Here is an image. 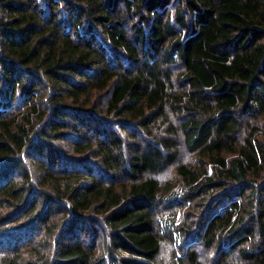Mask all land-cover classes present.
Listing matches in <instances>:
<instances>
[{
    "label": "trees",
    "instance_id": "1",
    "mask_svg": "<svg viewBox=\"0 0 264 264\" xmlns=\"http://www.w3.org/2000/svg\"><path fill=\"white\" fill-rule=\"evenodd\" d=\"M0 264H264V0H0Z\"/></svg>",
    "mask_w": 264,
    "mask_h": 264
}]
</instances>
